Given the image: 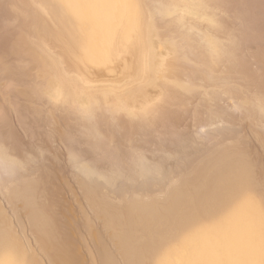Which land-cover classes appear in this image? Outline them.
<instances>
[{
  "label": "rangeland",
  "instance_id": "374dc122",
  "mask_svg": "<svg viewBox=\"0 0 264 264\" xmlns=\"http://www.w3.org/2000/svg\"><path fill=\"white\" fill-rule=\"evenodd\" d=\"M28 1L0 0V252L8 241L22 264H217L209 243L221 238L223 255L245 259L258 242L263 264L264 0L114 1L98 12ZM70 23L89 50L101 38L117 53L68 69L79 58ZM149 40L159 68L136 53V76L132 52ZM129 86L141 93L127 99ZM207 240L212 256L191 253Z\"/></svg>",
  "mask_w": 264,
  "mask_h": 264
},
{
  "label": "bare ground",
  "instance_id": "6f19581e",
  "mask_svg": "<svg viewBox=\"0 0 264 264\" xmlns=\"http://www.w3.org/2000/svg\"><path fill=\"white\" fill-rule=\"evenodd\" d=\"M42 1H43V0H30V1L27 2V5H28V7L32 8V9H35V10L37 9V10H39V4H41ZM114 1H116V2H117V1H120L119 3L122 2L124 5H125V4L127 5V4H129V1L132 2L133 0H82V1H81V4L79 3V1H78L77 3H79V5H81V6H82V3H83V2H84L83 4H85V3H89L90 6H91L90 3H92L93 5H95V7H97V8L94 7V8H95L94 11H97L98 9H100V8H98L99 5H101V7H102V6H103L102 4H106V5H105V8H106L107 4H108V6H110L109 3L111 4V6L109 7V10H111V8L114 9V6H113V4H112ZM75 2H76V1H75ZM75 2H74V4L77 5V3H75ZM116 2H115V3H116ZM24 3L26 4V2H24ZM24 3H23V4H24ZM72 3H73V2H72ZM115 3H114V5H116ZM119 3H117V4H119ZM122 3H121V4H122ZM140 3H141V2H140ZM74 4H72V5H74ZM121 4H120V5H121ZM123 4H122V5H123ZM72 5H71V7H73ZM75 5H74V6H75ZM87 5H88V4H87ZM87 5H86V6H87ZM77 6H78V5H77ZM84 6H85V5H84ZM108 6H107V7H108ZM25 7H26V6H25ZM75 7H76V6H75ZM124 7H125V6H124ZM126 7H127V6H126ZM127 8H128V7H127ZM142 8H143V7H142ZM92 9H93V8H91V11H92ZM96 9H97V10H96ZM102 9H103V7H102ZM107 9H108V8H107ZM107 9H106V13H105V15H106V14H109V12L107 11ZM35 10H34V11H35ZM100 10H101V9H100ZM103 10L105 11V9H103ZM116 10H117V9H116ZM130 10H131V9H130ZM119 11H120V10H119ZM97 12H98V11H97ZM107 12H108V13H107ZM129 12H130V11H129ZM129 12H128V13L126 12V13L128 14V15L126 14V15L128 16V18H127L126 20H129V17H130L129 15H131V14H130L131 12H130V13H129ZM91 13H94V14H95V15H94L95 17L97 16L96 12H91ZM91 13H90V14H91ZM110 13H111V11H110ZM39 14H40V12H39ZM62 14H63V13H62ZM90 14H89V16H90ZM142 14H143V13H142ZM81 15H82V14H81ZM85 15H86V13L84 14V18H83V17H79L80 19L82 18L81 21H82V20H83V21H86V19L89 20V16L87 17V15H86V16H85ZM92 15H93V14H92ZM92 15H91V16H92ZM40 16H41V14H40ZM78 16H79V15H78ZM94 16H93V18H94ZM103 16H104V15H103ZM109 16H110V15H109ZM120 16H123V14H121ZM127 16H125V17H127ZM75 17H77V16H75ZM107 17H108V16H107ZM110 17L112 18V16H110ZM116 17H117V19H119V20L121 19V18H118V16H115V17L112 18V19L115 20ZM131 17H132V16H131ZM139 17H140V16H139ZM143 17H144V16H143ZM103 18L105 19L106 17L104 16ZM111 18H108V19L110 20ZM123 18H124V17H123ZM132 18H133V17H132ZM132 18H131V19H132ZM140 18H141V17H140ZM140 18H139V20H141ZM58 19H60V18L58 17V15H57V14H56V15L53 14V20H52V21L54 22V21H56V20H58ZM80 19H79V20H80ZM91 19H92V18H90V20H91ZM94 19H95V18H94ZM94 19H93V20H94ZM96 19H98V18H96ZM112 19H111V21H112L113 23L116 22V20L114 21V20H112ZM124 19H125V18H124ZM124 19H123V20H124ZM131 19H130V21H133V22L136 20V18H135V19L133 18L134 20H133V19L131 20ZM142 19H143V18H142ZM39 20H40V22H42L43 24H46V25H49L50 22H51V21H47L46 19L44 20V19H42V18H40ZM75 20H76V18H75ZM75 20H73V21H75ZM98 20L101 22V21H102V18L100 17V19H98ZM106 20H107V18H106ZM106 20H105V22H107ZM121 20H122V19H121ZM137 20H138V18H137ZM91 21H92V20H91ZM91 21H90V22H91ZM96 21H97V20H96ZM96 21H95V25H96V23H99V22H96ZM130 21H129V22H130ZM141 21H142V20H141ZM79 22H80V21H79ZM86 22H87V21H86ZM90 22H88V23H90ZM93 22H94V21H93ZM93 22H92V23H93ZM102 22H104V21H102ZM109 22H110V21H109ZM112 22H111V23H112ZM117 22H118V21H117ZM117 22H116V23H117ZM136 22L138 23V22H140V21H136ZM143 22H145V21H143ZM75 23H78V21L75 22ZM111 23H110V24H111ZM118 23H121V21L118 22ZM131 23H132V22H131ZM131 23H129V26H132V25L135 24V22H134L133 24H131ZM140 23H141V22H140ZM140 23H139V24H140ZM70 24H71V25H70V26H71V29H69V31L71 32V37H72L73 39H76V40H77V43H78V44H77V46H78L77 48H78V52H79V58H75L76 60H74V59H70V58H67L66 61H65V62H66L65 64H67L66 67H69L68 69H70V70H71V69H73V70H78L79 72L82 71V70H81V69H82V68H81L82 65H80L81 63H79V61H82V62H83V60L86 61V60L90 59L91 57L93 58V56H91L92 53H95L96 56H97V54H98V56H97L98 58L95 56L97 59H99V58L101 59V58H102V54H103L104 51H105L106 49H108V48H109L110 51H113V52L117 53L116 51H117L118 49H116L115 46H114V47H111V48H110V47L105 48V46H104V48H102L101 46H102L103 43H101L102 40H100L101 38L99 39V37H98V39H99L101 45L99 46V44H97L99 47H97V50L95 49V50H96L95 52L93 51L94 48H92L91 50H89V48L85 47L86 45H84V44L82 43V42H84L85 40L83 41V39H81L80 37H83V36H81V35L79 34V32H78L79 35L77 36V30H76L75 26H74V28H72V23H70ZM101 24H103V23H101ZM139 24H138V25H139ZM114 25H115V23H114ZM120 25H121V24H120ZM136 25H137V24H135V26H136ZM138 25H137V26H138ZM117 26H118V24H117ZM129 26H128V27H129ZM111 27H113L114 29H113V28H112V29L115 30V27H116V26L114 27V26L111 25ZM118 27H119V26H118ZM43 28H44V27H43ZM131 28H135L134 30H137V28H139V30H137V31H138V32H137L138 35L140 34L139 39L141 38V41H144V39H143L144 37H143V36L148 35V34H146V30H148V27L146 26V24H144V25L141 24V26H140V27H137V28H136V27H131ZM131 28H129L128 32L131 30ZM149 28H150V27H149ZM151 28H152V27H151ZM151 28L149 29L148 32H150ZM127 29H128V28H127ZM52 30H53L54 33L57 32V29L54 28V27H52ZM124 30H125V29H124ZM134 30H133V31H134ZM78 31H80V30H78ZM110 31H111V30H110ZM110 31H109V32H110ZM126 31H127V30H126ZM126 31H125V32H126ZM133 31L130 32V33H128V32H127V33L130 34V35H131V33H132V34H136V31H135V32H133ZM152 31H154V30H152ZM155 31H156V30H155ZM156 32H157V31H156ZM127 33H126V34H127ZM56 34H57V33H56ZM93 34H94V33H93ZM150 34H151V33H150ZM150 34H149V35H150ZM157 34H158V32L156 33V35H157ZM89 35H90V39H91L92 36H91V34L89 33V34H88V37H89ZM109 35H110V34H108V35L106 36L107 38H106V37H105V38L108 39V36H109ZM130 35H128V37H130ZM136 35H137V34H136ZM136 35H135V37H137ZM93 36H94V35H93ZM96 36H97V35H96ZM104 36H105V35H104ZM132 36H134V35H131V37H132ZM158 36H159V35H158ZM158 36H157V37H158ZM39 37H40V35H39ZM78 37H79V38H78ZM86 37H87V36L85 35L84 38H86ZM88 37L86 38V40L89 39ZM135 37H133L132 40L135 39ZM96 38H97V37H96ZM96 38H95V39H96ZM102 38H103V41H104V40H105L104 37H102ZM80 39H81V40H80ZM92 39H94V38H92ZM126 39H127V37H126ZM128 39H130V38H128ZM128 39L125 40V41H123V43L125 42V43H127V44H128V43L131 44V43H130L131 41L129 42ZM136 39H138V38H136ZM136 39H135V41H136ZM155 39H156V38H155ZM117 40H118V39H117ZM123 40H124V39H123ZM157 40H159V38H157ZM81 41H82V42H81ZM88 41H90V40H88ZM139 41H140V40H139ZM86 42H87V41H86ZM93 42H94V44H95L96 41H93ZM133 42H134V41H132V43H133ZM154 42H155V41H154ZM84 43H85V42H84ZM97 43H98V41H97ZM104 43H105V42H104ZM137 43L139 44V42H137ZM137 43H136V44H137ZM85 44H86V43H85ZM149 44H150V40L148 41L147 44L141 42V43L139 44V46H138V50H137L138 52L136 51V52H134V54H133V52L131 51V52H132V55H134L133 57H136V59L134 58V59H135V61H134L135 64H132V66H133V65L136 66L135 68H137V70L135 69V70H136V71H135V70L133 69L134 66H133V68H131V67H132L131 64H129V65L131 66L130 69H133L134 72H136V73H134L136 76L139 75L140 68H141V66H142V65L140 66V64H141L140 61H142V60L137 59V58H138L137 55L135 56L136 53H137V54H138V53H139V54L141 53V54H144V55H145V54H147L146 52H149V54H151L150 57H152V59H151L152 62H151V63H153V67H149V66H148L149 68H152L151 70H153L154 68H156V67L159 66V65L156 66V67L154 66V63L156 62L155 60H156V57H157V53L155 54V52H153V50H154V49L152 48L153 46H151V44H150V45H149ZM153 44H154V43H153ZM83 45H84V47L87 48L89 51L86 50V49L83 47ZM134 45H135V44H134ZM132 46H133V44H132ZM135 46H136V47L133 46L134 49H137V45H135ZM95 47H96V46H95ZM133 47H132V49H133ZM134 49H133V51H134ZM109 50H108V52H109ZM90 51H93V52H90ZM156 52H157V51H156ZM38 54H39V53H38ZM139 54H138V55H139ZM141 54H140V57H139V58H141L142 56L144 57V55H141ZM116 55H119V51H118V54H116ZM147 55H148V54H147ZM35 56L37 57L38 55L35 54ZM105 56H106V55H105ZM145 56H146V55H145ZM148 56H149V55H148ZM38 57H39V56H38ZM143 57H142V59H143ZM123 58H125V57H123ZM160 58H161V56H160ZM77 59H78V60H77ZM97 59L94 58V60L91 59V60H89V61H94L95 64H100V63H97V61L95 62V60H97ZM104 59H105V58H104ZM131 59H132V56H131ZM131 59H130V60H131ZM149 60H150V59H149ZM77 61H78V62H77ZM104 61H105V60H104ZM104 61H103V62H104ZM145 61L147 62L148 59H146ZM100 62H101V61H100ZM142 62L144 63V61H142ZM126 63H127V62H125V64H123V65H125V67H123V68H126V67H127V66H126V65H127ZM147 63H148V62H147ZM149 63H150V61H149ZM151 63H150V65H151ZM158 64H159V63H158ZM148 65H149V64H148ZM155 65H156V64H155ZM144 66H145V64L143 65V67H144ZM145 67H146V66H145ZM145 67H144V70H146ZM149 68H148V69H149ZM158 68H159V67H158ZM162 68H163V66H162ZM162 68H161V69H162ZM127 69H128V68H127ZM130 69H129V71H131ZM142 69H143V68H142ZM148 69H147V70H148ZM161 69H158V70L161 71ZM166 69H168V68H166ZM133 70H132V71H133ZM144 70H141V71L144 72ZM147 70H146V71H147ZM163 70H164V68H163ZM155 71H156V69H155ZM164 71H165V70H164ZM166 71H167V70H166ZM168 71H169V70H168ZM76 72H77V71H76ZM153 72H154V71H153ZM77 73H78V72H77ZM84 73H85V72H84ZM84 73H83V72H82V74L79 73V76L82 75L81 77H82L83 79L86 78V74L84 75ZM86 73H87V72H86ZM125 73H126V72H125ZM127 73H128V72H127ZM129 73H130V72H129ZM131 73H132V72H131ZM150 73L152 74L151 71H150ZM157 73H159V72H156V74H157ZM132 74H133V73H132ZM132 74H131V75H132ZM142 74H143V73H142ZM146 74H147V73H145V74H143V75H146ZM162 74H164V73H162ZM166 74H167V73H166ZM125 75L127 76V75H129V74H125ZM147 75H148V74H147ZM88 76H89V74H87V77H88ZM141 76H142V75H141ZM127 77H129V76H127ZM130 77H131V76H130ZM142 77H143V76H142ZM90 78H91V77H90ZM137 78H138V77H137ZM133 79H134V78H133ZM139 79H140V78H139ZM137 80H138V79H137ZM137 80H136L134 83H132V84H135L136 82L141 81V80H138V81H137ZM143 81H145V80H143ZM149 82H150V81H149ZM142 83L145 84L144 82H142ZM146 83H147V81H146ZM150 84H153V81H151ZM135 85H136V84H135ZM137 85H138V84H137ZM137 85H136V86H137ZM145 85H146V84H145ZM145 85H144V86H145ZM154 85H155V84H154ZM130 86H132V85H130ZM130 86H129V88H131ZM136 86H135V88H136ZM139 86H140V85H139ZM139 86H137V87L140 88ZM146 86H147V85H146ZM146 86H145V88L142 87L143 91L146 90ZM148 86H151V85H148ZM132 87H133V86H132ZM129 88H128V89H129ZM152 88H153V85H152ZM132 89H133V88H131V89H129V90H125V92L127 93V94L125 95L126 97L128 96V93H129ZM140 89H141V88H140ZM137 90H139V89H137V88H136L135 90L133 89V91H131V92H134V91L137 92V93L140 92V90H139V91H137ZM128 91H129V92H128ZM147 91H148V90H147ZM147 91H146V93H147ZM131 92H130V93H131ZM137 93H136V94H137ZM140 93H141V92H140ZM121 94L123 95V93H121ZM136 94H135V95H136ZM138 94H139V93H138ZM103 95H104V94H103ZM122 95H121V96H122ZM130 95H132L131 97H133V96H134V93L129 94V96H130ZM144 95H145V97L142 96V95H140V96H142L143 98L140 97L139 99L144 100V98H146V94L144 93ZM164 95H166V93H164ZM167 95H168V94H167ZM168 96H170V95H168ZM168 96H166V98H167ZM103 97H104V96H103ZM108 97H109V96H108ZM131 97H130V99H131ZM135 97H136V96H135ZM137 97H138V96H137ZM137 97H136L135 100H137ZM163 97H165V96H162V98H160L161 101H162ZM170 97H171V96H170ZM170 97L167 98V99H170V100H171L172 98H170ZM100 98L102 99V96H101ZM105 98H106V97H105ZM105 98H104V99H105ZM118 98L122 100L123 97L120 98L119 95H118ZM166 98H164V99H166ZM127 99H128V97H127ZM132 99H134V98H132ZM160 99H156V100H157L156 103H157L158 100H160ZM170 100H168V101H170ZM161 101H160V103H161ZM163 101H164V100H163ZM168 101H167V102H168ZM167 102H166V103H167ZM160 103H159V104H160ZM162 104H164V102H163ZM156 105H158V104H156ZM155 108H156V107H155ZM164 109H165V108H164ZM152 110H153V109H152ZM154 112H156V110L153 111V113H154ZM113 158H114V157H113ZM240 181H241V180H240ZM172 197H173V196H172ZM239 197H240V196H239ZM174 198H175V197H174ZM176 199H177V198H176ZM176 199H175V200H176ZM186 200H187V199H186ZM174 202H175V201H174ZM186 202H187V201H186ZM176 203H177V202H176ZM257 204H258V203H257ZM134 205H135V204H134ZM259 205H260V204H259ZM168 206H169V205H168ZM168 206H167V207H168ZM242 206H243V205H242ZM137 207H138V206H137ZM173 207H174V206H173ZM145 208H147V207H145ZM248 208H249V207H248ZM141 209H142V208H141ZM249 209H250V208H249ZM262 209H263V208H262ZM166 210H167V209H166ZM173 210H174V209H173ZM235 210H236V209H235ZM256 210H257V208H256ZM155 211H156V209H155ZM167 211H168V210H167ZM169 211H170V210H169ZM245 211H246V210H245ZM139 212H140V211H139ZM164 212H165V211H164ZM240 212H241V211H240ZM142 213H143V212H142ZM142 213H141V214H142ZM148 213H149V212H148ZM148 213H145V214H148ZM151 213H153V212H151ZM251 213H252V212H251ZM251 213H250V214H251ZM261 213H262V212H261ZM263 213H264V212H263ZM263 213H262V214H263ZM120 214H121V213H120ZM155 214H156V212H155ZM166 214H167V213H166ZM124 215H125V214H124ZM161 215H162V214H161ZM169 215H170V214H169ZM173 215H174V214H173ZM173 215H172V216H173ZM263 215H264V214H263ZM147 216H148V215H147ZM253 216H254V215H253ZM131 217H135V216H132V213H129V217H128V215L126 216L127 219H128V218L133 219V218H131ZM140 217H141V216H140ZM156 217H157V216H156ZM148 218H149V217H148ZM168 218H169V217H168ZM170 218H171V217H170ZM259 218H260V217H259ZM127 219H126V220H127ZM130 219H129V220H130ZM138 219H139V218H138ZM134 220L136 221V219H134ZM150 220H151V219H150ZM239 220H240V219H239ZM251 220H252V219H251ZM251 220H250V221H251ZM255 220H256V219H255ZM131 221H133V220H131ZM135 221H133V222H135ZM167 221H168V219H167ZM170 221H171V220H170ZM119 222H120V221H119ZM133 222H132V223H133ZM136 222H137V221H136ZM110 223L112 224V222H110ZM138 223H139V222H138ZM156 223L159 224V222H156ZM252 223H253V220H252ZM122 224H123V223H122ZM125 224H126V223H125ZM173 224H174V223H173ZM247 225H253V224H251V222H250V224H247ZM149 226H150V225H148V227H149ZM258 226H259V225H258ZM124 227H125V226H124ZM256 227H257V226H256ZM137 228H138V227H137ZM143 228H144V227H143ZM145 228H146V227H145ZM163 228H164V227H163ZM141 229H142V228H141ZM147 229H148V228H147ZM252 229H253V228H252ZM125 230H126V229H125ZM132 230H133V229H132ZM170 230H171V229H170ZM245 230H246V229H245ZM168 231H169V230H168ZM162 232H163V231H162ZM167 233H168V232H167ZM167 233H166V234H167ZM174 234H175V233H174ZM248 234H249V233H248ZM91 235H92V234H91ZM188 236H189V235H188ZM202 237H203V236H202ZM221 237H222V236H221ZM244 237H245V236H244ZM244 237H243V240L246 241ZM178 238H179V237H178ZM223 238H224V237H223ZM254 238H255V237H254ZM203 239H205V238H203ZM208 239H209V238H208ZM215 239H216V240L213 241V242H210L209 245H210V244L213 245V248H211L210 250L214 251V253H215V251H216V254H215L216 257H215V258H217V259H216V260H217V264H254V263L256 264L257 261L259 262L258 259L261 258V257L263 256L262 248L259 247V246L257 245L258 242H257V244H256L255 246H258L259 248L253 246L254 244H253L252 246H243V248L245 247V248H244V251L246 250V251L249 253L248 259H245V258L243 257V255H242L243 253L241 252L242 250H241V251H240V250L238 251L239 253L241 252V254L238 253L239 255L236 254V251L233 252L235 255H233L232 253L230 254V253H228V252H226V253L223 255V252H222V251L220 252V248H221V244H222L221 242H223V240H221V238H215ZM218 239H220V240H218ZM241 239H242V238H241ZM247 239H248V238H247ZM231 240H232V239H231ZM231 240H230L228 243H230V244H233V242L235 243V241L231 242ZM16 241H17V240H16ZM120 241H121V240H120ZM125 241H126V240H125ZM239 241H240V240H239ZM239 241H238V242H239ZM250 241H252V240H250ZM127 242H128V241H127ZM163 242H164V240H163ZM168 242H169V241H168ZM204 242H205L204 244H202V243H203V242H202L200 245H197L198 247H196V246L194 245L193 248L190 250V251H192L191 253H193V255H194V254H198V253H200V252H203V253H204V256H206V255L208 256V255L213 254V252L210 254V253L207 251V249H206V248H208V245L206 244V243L208 242V240H207V241H204ZM236 242H237V241H236ZM240 242H241V243H240ZM240 242H239V243L242 244L243 241H240ZM16 243H17V242H16ZM150 243H151V242H150ZM170 243H171V242H170ZM192 243H193V242H192ZM243 243H244V242H243ZM246 243H247V242H245V244H246ZM4 244H5V246H6V249H5L3 252H0V264H22V261L19 260V254L21 253L20 248L17 247V245L14 244V243H12V242H8V241H6ZM130 244H131V243H130ZM190 244H191V243H190ZM237 244H238V243H237ZM237 244H234V245H237ZM240 244H239V245H240ZM245 244H244V245H245ZM124 245H125V244H124ZM147 245H148V244H147ZM154 245H155V244H154ZM162 245H163V244H162ZM239 245H238V246H239ZM242 245H243V244H242ZM250 245H251V244H250ZM259 245H260V243H259ZM188 246H189V245H188ZM200 247H201L202 249H200ZM240 247H241V245H240ZM240 247H239V249H240ZM262 247H263V245H262ZM178 249H180V248H178ZM231 249H232V247H231ZM241 249H242V248H241ZM232 250H233V249H232ZM246 251H245V252H246ZM7 252H8V253H9V252H12V254L15 253L14 255H15V258H16V259L14 258V260H12V261H8V260L6 259V257H5V254H6ZM153 252H154V251H153ZM179 252H180V251H179ZM69 253H70V252H69ZM138 253H139V252H138ZM205 253H206V254H205ZM261 253H262V255L259 257V255H260ZM46 254H47V253H46ZM179 254H180V253H179ZM201 254H202V253H201ZM240 255H241L242 257H241ZM211 256H212V255H211ZM258 257H259V258H258ZM257 258H258V259H257ZM12 259H13V258H12ZM72 260H73V259H72ZM72 260H69L68 263L71 264ZM63 261H64V260H63ZM210 261H211V260H210ZM106 262H107V261H106ZM211 262H212V261H211ZM24 263H25V264H35L33 261H31V259L27 260V261L24 262ZM24 263H23V264H24ZM205 264H208V263H205ZM263 264H264V263H263Z\"/></svg>",
  "mask_w": 264,
  "mask_h": 264
}]
</instances>
